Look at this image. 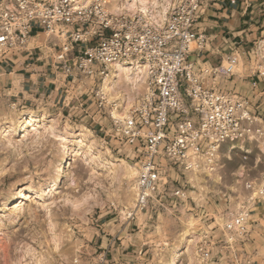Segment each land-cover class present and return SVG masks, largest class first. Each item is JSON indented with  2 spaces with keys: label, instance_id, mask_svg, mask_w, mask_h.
Wrapping results in <instances>:
<instances>
[{
  "label": "rangeland",
  "instance_id": "1",
  "mask_svg": "<svg viewBox=\"0 0 264 264\" xmlns=\"http://www.w3.org/2000/svg\"><path fill=\"white\" fill-rule=\"evenodd\" d=\"M175 1L151 0V10L163 18ZM109 2L110 10H119L117 1ZM198 28L211 37L204 54L207 66L218 65L232 52L238 57L232 76H216L208 84L247 98L251 111L264 120V0H205ZM61 39L43 34L31 39L30 46L45 40L54 45ZM49 55L56 61L66 53L58 48ZM136 68L141 75L138 89L121 86L122 93L133 97L127 114L139 105L145 88V76ZM96 84L93 78L71 80V108L64 107V97L60 103L52 96L25 106L0 96V264H99L102 259L109 264L122 257L124 264H166L178 249L182 254L176 264H200L199 246L205 242L211 251L207 264H264V198L251 205L245 233L233 243L223 229L247 199L245 184H264V145L225 144L217 168L197 173L198 182L192 180L194 173L169 171L188 190V200L176 208L141 212L127 222L137 172L131 181H123L117 160L136 171L139 152L114 136L110 119L92 104L89 97ZM30 110L39 120L19 125L18 117ZM21 189L30 196L40 192L41 197L25 199ZM16 202L21 206L14 208ZM119 229L125 231L124 248L104 253V236L116 237Z\"/></svg>",
  "mask_w": 264,
  "mask_h": 264
},
{
  "label": "built area",
  "instance_id": "2",
  "mask_svg": "<svg viewBox=\"0 0 264 264\" xmlns=\"http://www.w3.org/2000/svg\"><path fill=\"white\" fill-rule=\"evenodd\" d=\"M204 1L177 0L159 18L152 10L112 11L109 0H0V52L22 49L39 32L65 38L61 51L66 55L56 67L69 82L83 77L97 82L92 104L110 119L114 136L138 150L135 199L125 212L127 220L188 200V190L169 171H213L225 144L264 145V120L251 111L250 101L208 84L210 78L232 76L238 57L232 52L207 66L203 53L211 37L198 28ZM114 64L141 67L145 76L140 103L125 117L114 116L120 106L101 85ZM245 187L247 202L224 224L230 243L245 233L251 205L264 198V184L255 188L250 181ZM199 248L200 264H207L210 243Z\"/></svg>",
  "mask_w": 264,
  "mask_h": 264
},
{
  "label": "crops",
  "instance_id": "3",
  "mask_svg": "<svg viewBox=\"0 0 264 264\" xmlns=\"http://www.w3.org/2000/svg\"><path fill=\"white\" fill-rule=\"evenodd\" d=\"M43 34L49 36L45 32H39L38 34H34L22 49L9 50L5 53L0 52V70H2L1 75L3 74L4 80V86L0 88V96L4 100H10L18 105L25 106L32 105L35 101L41 100L42 98H51L52 96L55 97V101L58 98L60 103L61 98L64 97V107L69 106L71 108V99L67 103L68 96L71 95V82H68L66 79L61 80V74L55 64L57 60L55 61L54 57H51L52 60L47 58L52 50L53 54L54 50L57 52L58 48L61 50L66 40L63 42L64 40L61 37L62 39L59 42L54 40V45L52 44L53 42L51 43L48 42L49 40H45V42L43 41L42 43L30 46L31 39L37 40ZM206 51L207 48L203 54ZM75 52L76 50L74 48L73 53ZM203 57L205 56L203 55ZM262 206H264V203L260 207ZM254 215L256 213L252 214V216ZM124 232L122 229H119L116 237L108 238V234L104 236L106 238L104 239L106 245L102 247L107 248L104 253H108L113 248H124L123 241L121 240ZM124 263L125 259L123 257L118 258L112 263L109 262V264Z\"/></svg>",
  "mask_w": 264,
  "mask_h": 264
},
{
  "label": "bare ground",
  "instance_id": "4",
  "mask_svg": "<svg viewBox=\"0 0 264 264\" xmlns=\"http://www.w3.org/2000/svg\"><path fill=\"white\" fill-rule=\"evenodd\" d=\"M84 1L86 3L90 2V0H84ZM114 1H117L119 3V9H121V8H129V9H132V10H135V11H140V12H142L144 14H149L150 13L151 5L153 3V2H151V0H114ZM115 7H116V5H115ZM161 15H163V14H161ZM133 66L131 67V66H125V65H122V64H114L111 67L110 75L103 82L102 88L107 93V95H109L108 98L119 101L120 108L115 110V111H113L114 116H122V117L127 116L128 115L127 113L129 111L128 105L130 104L131 101H133V97L127 96L128 93H125V92H124L125 94L122 93L124 88H122L121 86L126 87L125 90H129V91L130 90L133 91V90H137L138 89V86H139L138 82L140 81V79H138V77L141 76V75H137V73H135L133 71L134 70ZM136 69H137L138 72H142L143 71V69L141 67H138ZM119 88H121L122 90H120ZM28 120H29V122H32V124L34 125L35 124L34 122L38 121L39 117L36 114H34V112L31 111V110L30 111H25L21 116L18 117V124L22 125L23 123L27 122ZM11 130H13L14 132H17V130H16V128L14 126H11ZM1 132H3V131H1ZM1 132H0V134H1ZM4 132H5V130H4ZM8 132H9V129H8ZM88 132L89 131H87V133ZM65 140H66V138H65ZM67 156H68V152H66V154H65V159L68 158ZM117 161H118V165L120 166L119 168L121 169V173H122V176H121L122 178L121 179L122 180L124 179L123 181L129 182L133 178H135L137 171H135V168L133 166L128 164L123 159H119ZM66 163H67V161H66ZM209 175L210 174H208V176ZM200 178H201L200 174H197V173H194L193 176H192V180L194 182H198V180ZM19 194H20V197H23L25 199H27L28 197H30V198H40L41 197L40 192H34L33 196L32 195L31 196L30 195H26V194H29V193L23 192V189L20 190ZM21 202L20 203L16 202L15 205H14V208L20 207L21 206ZM191 223H193V222H190V224ZM185 241H187V240H185ZM4 254L6 256L7 250H5ZM181 254L182 253L180 252V249L176 250L175 254H173L174 257L172 258V260L169 263H166V264H176V258L179 257ZM6 258H8V257L6 256Z\"/></svg>",
  "mask_w": 264,
  "mask_h": 264
}]
</instances>
